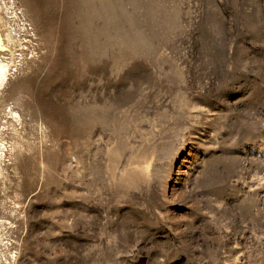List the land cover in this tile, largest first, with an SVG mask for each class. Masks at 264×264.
Listing matches in <instances>:
<instances>
[{
    "label": "rangeland",
    "instance_id": "1",
    "mask_svg": "<svg viewBox=\"0 0 264 264\" xmlns=\"http://www.w3.org/2000/svg\"><path fill=\"white\" fill-rule=\"evenodd\" d=\"M0 264H264V0H0Z\"/></svg>",
    "mask_w": 264,
    "mask_h": 264
},
{
    "label": "bare ground",
    "instance_id": "2",
    "mask_svg": "<svg viewBox=\"0 0 264 264\" xmlns=\"http://www.w3.org/2000/svg\"><path fill=\"white\" fill-rule=\"evenodd\" d=\"M7 51L6 45L3 43L2 38L0 36V52ZM7 66L3 65L0 62V88L4 85V82L6 81V71Z\"/></svg>",
    "mask_w": 264,
    "mask_h": 264
}]
</instances>
